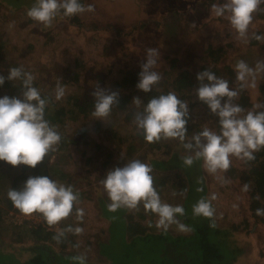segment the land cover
Here are the masks:
<instances>
[{"label":"rangeland","instance_id":"1","mask_svg":"<svg viewBox=\"0 0 264 264\" xmlns=\"http://www.w3.org/2000/svg\"><path fill=\"white\" fill-rule=\"evenodd\" d=\"M33 2L34 0H0V73L3 72L7 77L9 68L23 66L25 72L33 75V86L39 92L48 91L52 99H56L57 85L64 87L65 95L62 99H56L57 106L65 105L70 109L60 115V119L49 122L57 127L59 133L65 135V144L60 147L59 143L56 146V150L50 154L49 161L55 162V167H60L68 173L65 182L73 185V191L79 194V202L75 204L72 214L54 227L61 229L62 225L67 224L72 228H82V233L78 234L76 248L88 258L96 260L98 242L106 239L107 231L106 229L104 231V228L108 222L99 207L98 199L108 197L100 181L106 172L113 168L115 159L123 155L121 147L117 145L121 144L124 149L129 141L138 143V138L135 139L128 134L130 128L138 130L136 126L133 127L134 116L145 104L143 91L125 89L121 83L126 69L136 67L141 70L139 65L145 59L146 49L156 48L161 55L157 58L154 70L161 74L165 83H161L160 80L155 87L161 89L165 84L168 85L167 80L170 82L177 77L181 69L199 70L202 59L210 58L209 52L203 50L210 41L213 46L218 43L225 44L215 63L219 69L216 76L228 80L229 85L236 87L238 81L235 80V72L229 73L228 65L234 69L238 59L245 60L250 66H254L256 60H264V51H261L258 45L249 43L251 39L256 41L255 44L264 42V11L253 13L248 37L245 39L231 28L227 16L216 17L213 13L211 6L223 3L224 0H83L82 4L85 6L93 4L95 11L84 12L70 18H56L52 26L46 30H41V26L26 15ZM260 8L264 9V4H261ZM257 30L260 32L257 35L262 37L259 41L251 38ZM173 57L175 61L171 63L170 59ZM75 71L78 78L73 77ZM259 78L260 76L257 77V83ZM12 83L15 87H0V97L7 95L22 98L21 81ZM97 86L118 91L120 95L126 90L133 89L127 107V110L133 108L129 121L125 117V112L120 110H112L107 118L108 123L93 118L94 104L89 105L90 110L86 114L78 111L79 108L76 106L81 100L94 101L91 93ZM197 86L198 83L194 84L188 92L189 95L182 98L188 104L190 121L198 122V128L201 130L208 127L218 132L216 117H210L204 112L205 104L194 94ZM248 88L253 92L249 91L255 105L264 103V91L256 95V87ZM70 92L77 93V98L69 100L67 96ZM133 97L141 98L139 108L132 100ZM238 99L239 95L233 102L237 104ZM54 106L49 107L48 112H53ZM242 108L244 113L251 111L248 106ZM192 134V131L187 133L185 142L190 141ZM121 136L123 139L119 141L118 137ZM168 144L170 150L167 151L162 145L156 149L158 152L140 145L137 150L128 154L127 162L140 157L147 159L148 162L153 158L164 159L174 149L181 153L193 154L176 139H171ZM107 150L111 151L112 156L104 165L102 161L106 158ZM58 162L61 166H57ZM201 162L203 167L201 177L208 186V196L214 207L215 218L221 224H242L248 197L247 191L242 190L245 184L237 181L236 171L228 169L227 172L209 174L203 166L202 159ZM147 164L152 168L155 189L157 182L161 183L156 190L161 201L170 205L181 203L182 196L177 192L180 190V179L175 175V168L165 169L155 167L152 163ZM21 167L22 164L14 167L0 161V227L1 234L6 237H13L10 235L8 222L33 218L32 215L26 216L20 211L16 212L13 207H6L7 192L13 178L21 172ZM182 167L184 171L188 169L183 162ZM26 172H30V168H27ZM190 174L191 179H196L197 184L198 178L201 177L199 171L194 169V163L190 166ZM221 177L226 182H222ZM198 186L199 184L196 187ZM197 189L194 188L193 196L190 195L187 208H184L188 213L201 199ZM77 208L84 210L82 220L77 219ZM128 211L136 218L139 211L145 212L142 204L139 211L129 209ZM146 219L153 220L156 225L158 217L145 212V219L142 218L141 221L146 222ZM177 220L179 224L171 225L168 230L173 233H188L190 231L188 226L180 218L177 217ZM23 222L15 223L28 225L26 221ZM180 224L187 230L182 229ZM243 228V225L238 227L239 230ZM263 228V224H260L254 234L255 247L259 254L254 264H264ZM116 229L115 226L111 232L112 242L106 244L116 249L117 254L112 256L115 260L113 264H139L150 259L149 252L156 256L157 251L154 249L160 245L161 238L150 236L142 247L136 250L135 247L122 242V238L119 237L121 232L119 225V234ZM166 231L154 226L148 232H161L164 236ZM244 242L248 241L242 243ZM241 246L245 249L244 244ZM69 249L71 245L67 243V250ZM253 254L251 251L245 252L246 258H251Z\"/></svg>","mask_w":264,"mask_h":264},{"label":"clouds","instance_id":"2","mask_svg":"<svg viewBox=\"0 0 264 264\" xmlns=\"http://www.w3.org/2000/svg\"><path fill=\"white\" fill-rule=\"evenodd\" d=\"M261 4H264V0H224L211 7L216 17L227 16L231 28L246 39L253 13L264 11L260 8ZM93 11V4L85 6L80 0H34L26 15L40 25L41 30H46L58 15L70 18ZM251 38L258 41L262 39L256 33ZM160 55L156 48L149 47L145 59L139 65L141 70L136 87L144 93L150 92L153 85L161 80V74L154 70ZM234 72L239 89H230L228 80L211 71L196 73L198 86L194 94L217 117L218 132L205 127L193 133L191 140L185 142L189 108L174 92L149 99L134 116L136 128L142 131L149 143L161 139H178L186 150L193 153L185 156L183 163L190 167L195 160L202 159L209 174L227 172L231 166L230 157L243 161L255 159L254 153L264 148V103H257L254 105L255 110L244 113V109L233 101L239 95V90L257 87V77H264V60H256L255 65L250 66L245 60L238 59ZM5 79L21 81L22 98L0 97V161L14 167L23 164L35 168L49 152L56 150L61 134L55 125L45 119V108L49 101L42 98L39 90L33 86L34 77L31 73L25 72L23 66L11 67L7 77L0 75V85L4 84ZM64 95V87L58 84L55 98L59 100ZM91 95L94 98L93 118L107 122L113 105L120 102L119 92L97 86ZM132 100L138 108L141 106V98L133 97ZM151 172L149 164L132 159L122 167L108 170L100 183L111 201L108 205L110 211L115 212L121 207L139 211L142 204L146 213L158 217L155 226L166 231L171 225L179 224L177 216H183L185 210L182 205L173 206L161 201L153 186ZM221 180L226 182L223 177ZM242 190L249 191V185L245 184ZM7 197L22 214L28 216L38 213L48 226H55L68 218L74 205L79 202V194L73 191L72 186L58 183L44 175L29 176L19 190L10 188ZM192 210L194 216H214L211 202L204 198L194 204ZM256 214L264 216V209H256ZM76 215L78 220H82L84 210L77 208ZM148 226H152L151 222ZM179 226L187 230L184 225ZM210 226L215 227V224ZM82 231V228L69 226L59 230L53 239L59 242L66 232L80 234ZM74 259L79 264H85L86 261L82 254Z\"/></svg>","mask_w":264,"mask_h":264},{"label":"trees","instance_id":"3","mask_svg":"<svg viewBox=\"0 0 264 264\" xmlns=\"http://www.w3.org/2000/svg\"><path fill=\"white\" fill-rule=\"evenodd\" d=\"M82 3L83 0H80ZM64 17L58 15L57 18ZM56 20V19H55ZM256 34L260 32L255 31ZM250 44L258 45V48L264 51V42L255 44L252 39L249 41ZM225 44L218 43L213 46L212 42L208 41L204 47V51L209 52V59L203 58L200 63L199 70L188 71L181 69L177 73V77L172 79L164 85L161 89L156 88V85H153L152 90L148 93H145V104L152 97H157L161 94H167L169 92H174L179 99L182 100L184 95H187L190 91V88L198 83L196 80V73L202 70H208L213 72L215 75L218 74L219 69L215 64L218 56L221 54L222 48L224 49ZM230 46V44H229ZM171 63L175 61V58L170 59ZM228 72L234 74V69L231 66H227ZM74 72L73 77L78 78V74ZM140 70L136 67L134 69H126L125 75L121 78V83L124 85L125 89L133 88L138 91L136 84L138 82V73ZM0 75H3L2 73ZM5 76V75H3ZM6 77V76H5ZM260 80L257 83L256 95L260 91H264V77H260ZM161 83H165V80L161 78ZM170 83V84H169ZM115 84V83H114ZM5 87L14 86L12 81L5 79L3 85ZM230 89H239V82L236 83V87L229 85ZM133 89L124 91L123 94H119V103L113 105L112 110H120L125 112V117L129 121L133 108L127 110L129 105ZM44 90V89H43ZM252 90L248 87H245L243 90H239V99L237 104L242 107L248 106L249 109L255 110V102L251 100ZM253 93V92H252ZM41 97L49 101L47 107L45 108V119L48 121L60 119V115L65 113L69 107L65 105L57 106L56 99H52V95L46 90L40 92ZM77 93L70 92L67 98H77ZM189 95V94H188ZM78 111L86 114L90 110L89 105H93V102L87 100H81L77 103ZM144 104V105H145ZM54 106L53 112H48L49 107ZM143 108V107H142ZM142 108L140 110H142ZM70 109V108H69ZM205 113L210 117H216L212 115L207 106H204ZM191 115L187 123V133L192 131V133L200 132L201 128H198V122H191ZM217 119V117H216ZM202 119H200V122ZM135 127V123H133ZM216 126H218L216 122ZM219 127V126H218ZM130 133L128 136L138 138V143L129 141L127 145L122 149V145L118 144L123 151V155L115 159L114 167H121L123 163L127 162L128 154L137 150L140 145L146 146L148 149H154L156 152L162 145L165 149L170 150L168 142L171 139H161L155 143L147 142L142 134L141 130H133L130 128ZM61 134L60 147L65 144L64 137L65 135ZM133 138V139H134ZM123 136L118 140L121 141ZM179 143H182L176 139ZM191 140V139H190ZM49 152L44 161L37 164L35 168L23 165L21 167V172L13 178L10 188L19 190L22 188L25 180L29 176H39L44 175L50 177L52 180H55L66 186H72L65 182L68 173L62 170L60 167H55V162H50ZM170 155L164 159L153 158L150 162L146 161L143 157H140L144 163H152L155 167L160 168H175V175L180 179V185L177 192L181 194L182 201L181 203H176L175 205H182L183 208H187L190 195L193 196L194 188L202 189L198 191L201 195V198L209 200L211 199L208 196V186L204 183V180L201 177L202 174V162L201 160L194 161V169H197L200 173V178H198V183L196 184V179L192 180V175L190 174V167L187 166V170H183L182 162L183 158L188 155H193L191 153L183 152L181 153L178 149L171 150ZM255 159L250 161H243L236 157H230L231 160V171H236V179L241 184H248L250 190L247 191V203L245 206V215L241 223H219L215 218V215L212 218H206L203 216H194L193 210L186 212L183 216H177L186 224L189 228L188 233H173L172 231H166L164 236L161 235V232L150 233L152 228L155 226L153 220L146 219V222L141 221L142 218L145 219V212L139 211L138 218L133 217L132 213L128 211L127 208L121 207L115 212L110 211L108 205L111 203L109 197H103L98 199L100 212L103 217L108 221L106 228L105 240L98 242V254L97 259L92 260L88 256L84 255L79 248H76L78 244V234L73 232H66L65 236L57 242L53 237L57 234L58 231L48 229L42 224H32L31 226H24L23 224H18L14 222H8L11 232L10 235L13 237H6L1 234L0 227V264H79V261L75 260L74 257L78 255H84L86 257L85 264H113L115 261L112 256L116 255V249L107 246L109 242H112L110 239L112 229L116 226L118 231V225L121 229L119 237L122 238V242L126 245L135 247L136 250H139L141 245L146 242L150 236L161 238V243L156 250V256L150 253V259L147 261H142L139 264H254V261L258 258V250L255 247V231L263 224L264 226V216L256 214V209H264V148L260 151L254 153ZM112 153L110 150L106 151L105 157L102 161V164H107L111 158ZM140 156V155H139ZM57 166H61L58 162ZM30 168V172H26V169ZM156 179V178H155ZM23 182V183H22ZM162 182V181H161ZM156 190L159 189L160 182H157ZM199 184L198 187H196ZM257 197H259L257 199ZM6 207H13V203L9 198L6 200ZM179 202V201H178ZM213 207V204H212ZM75 208V205H74ZM214 209V207H213ZM141 218V219H140ZM149 222L152 226L149 227ZM215 224V227L210 225ZM240 225H243V229H238ZM1 226V225H0ZM5 226V225H4ZM69 227L67 224L62 225L61 229H66ZM159 229V228H158ZM264 229V228H263ZM25 236V238H24ZM26 239V240H25ZM247 240L248 242L243 241ZM254 240V241H253ZM67 243L71 245V249L67 250ZM119 243V242H118ZM117 243V244H118ZM242 243V244H241ZM103 244L105 248L103 249ZM138 244V245H137ZM245 245V249L241 245ZM254 253L250 258H246L245 252ZM103 258V259H100ZM100 259V260H99ZM253 260V261H252Z\"/></svg>","mask_w":264,"mask_h":264},{"label":"built area","instance_id":"4","mask_svg":"<svg viewBox=\"0 0 264 264\" xmlns=\"http://www.w3.org/2000/svg\"><path fill=\"white\" fill-rule=\"evenodd\" d=\"M185 102H186V101H185ZM13 208L16 210V212L19 211L15 206H13ZM10 213H12V211H10ZM32 217H33V218H29V217H27V218H28L27 220L24 219V220H22V221H16V220H13V222L15 223V222H23V221H26L27 224H28V226H31L32 224H42V225L46 226L48 229H52V230H55V231H59V230H61L60 228H55L54 226H48V225L43 221V217H42L40 214H38V213H33V214H32ZM30 219L33 220V221H30ZM36 220H37V222H36ZM23 223H25V222H23ZM19 224H22V223H19Z\"/></svg>","mask_w":264,"mask_h":264},{"label":"crops","instance_id":"5","mask_svg":"<svg viewBox=\"0 0 264 264\" xmlns=\"http://www.w3.org/2000/svg\"><path fill=\"white\" fill-rule=\"evenodd\" d=\"M1 73L4 75V73H3V72H1ZM1 73H0V74H1Z\"/></svg>","mask_w":264,"mask_h":264}]
</instances>
